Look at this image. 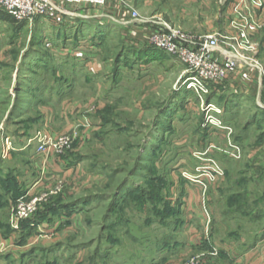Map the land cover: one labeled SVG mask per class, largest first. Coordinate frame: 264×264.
<instances>
[{
	"label": "rangeland",
	"instance_id": "obj_1",
	"mask_svg": "<svg viewBox=\"0 0 264 264\" xmlns=\"http://www.w3.org/2000/svg\"><path fill=\"white\" fill-rule=\"evenodd\" d=\"M234 2L171 0L170 24L190 35L206 32L212 21L223 28ZM1 14L0 168L37 157L40 137L56 139L73 128L74 154L64 149L55 156L75 167L76 178L68 182L70 196L52 203L72 205L89 225L84 235L73 230L60 240L61 249L83 250L77 264H149V255L165 264L157 250L179 234L177 212L185 220L186 206L200 209L211 241L225 249L216 247L215 257L210 248L199 254L208 264L239 255L254 235L264 236V98L197 97L183 85L184 66L142 42L137 46L114 23L78 32L66 23L16 22ZM76 50L90 67L63 56ZM108 222L118 225L108 234L122 238V246L104 241L106 229L101 238Z\"/></svg>",
	"mask_w": 264,
	"mask_h": 264
},
{
	"label": "crops",
	"instance_id": "obj_2",
	"mask_svg": "<svg viewBox=\"0 0 264 264\" xmlns=\"http://www.w3.org/2000/svg\"><path fill=\"white\" fill-rule=\"evenodd\" d=\"M169 2H171V0H117L115 4H111L112 2L109 1L105 7L96 10L95 14L90 15L83 11L81 15L76 16L71 19V21H67L66 25L68 28L72 27L73 30L78 28V32H81L82 28L92 29L96 28V26L102 28L108 23H114L115 26L117 25L119 27L120 30H118L122 34L129 35L136 41L134 44L137 45L138 42L144 40V27L150 26L153 20L155 21L158 17L163 16L162 18L165 19V21L171 23V18L175 16L167 7ZM132 10L139 13L144 19L141 17V20L132 18ZM171 14H173V17H171ZM166 15L170 18H165L164 16ZM261 19L264 20V10L261 13ZM227 20L228 16L226 17V24L223 25V28L221 27L222 29L218 21H212L211 26H207L206 32H197L196 29L195 33L197 36L215 32L223 33L227 25ZM253 39L258 44L259 51L257 58L264 72V30L257 33ZM82 52L81 50H76L63 56L70 58V60H77V63H81L84 68H88L91 66V63H89L90 59H81L83 58L82 56L85 55V53ZM58 55L60 56V54ZM74 66V68L77 67L76 64H74ZM74 68L71 69L74 70ZM64 69L70 71V67H65ZM69 71L67 72L69 73ZM213 92L217 94L228 93L237 98H254L260 101V103L264 96V90L258 92L257 83L252 77L236 80L226 87L216 88ZM80 126L83 131V129H85L83 124ZM72 129L73 128L67 129V131L64 132H70ZM75 146H79V143L75 144ZM70 147L71 146H69V148ZM69 148H67L65 152H73L77 147H74V150H69ZM64 153L53 152V154H49L48 157H34V155L31 156L30 154L27 156V160H21L13 166L16 170H11L6 167L4 170H1L0 168V264H77L83 261V258H81L83 256L85 257L83 250H77L75 253L72 246L63 247L61 249L62 245L60 241L73 233V230L75 231L74 233L78 235H84L89 225L86 223V220H84L82 212L78 210L72 212L68 208L63 211L61 208L50 206L53 205L52 202L54 200L58 198L66 200V198L70 196L68 182H73L76 178L74 172L75 167L63 164L62 161L55 156H60V154L64 156ZM69 154H74V152ZM9 160L10 159L7 158L5 163ZM59 167H63V171H60L59 175H56L55 172ZM42 175H46V180L51 182L52 185H56L57 182H60L62 184V191L60 194L62 195L49 198L48 200H50V202L46 204L49 208H46V210L40 212V214L34 215L33 217L31 216L28 220L20 223L18 231H12L10 220L13 208L18 202L25 201L34 195L36 188L33 187V185L39 181L38 179L42 177ZM6 180L8 181L6 182ZM70 184V187H72V183ZM183 211L187 214L185 220L181 210L177 212L178 219L175 231H179V234H177L179 236L175 233L172 234L168 237V241L165 242V244L163 243V246L157 250L158 252L165 253L161 258L164 263L166 262L165 264L186 263L190 257L199 254L202 255L203 251H208L212 246L217 247L220 251H225L220 245L216 244L217 242L211 241L210 234L212 230H209L208 223L203 221L204 215L199 208L194 209L186 206ZM45 215L46 217H43ZM182 215L183 218H181ZM115 226L116 231H118V225L115 223L108 222L105 227L102 226L101 238L103 236V230L106 229L104 241L107 244L115 242L117 246H122V238L120 242H118L119 239L117 237H112L108 234L109 228H114ZM258 235H254L251 245H249L246 250L240 251L239 255H234L233 252H231L228 256L226 255V258H221L220 261L216 259L217 262L212 260L210 264H264V236H262V234ZM143 245H145V243ZM224 253L226 254V252ZM149 257V264H154L152 262L156 258L150 255Z\"/></svg>",
	"mask_w": 264,
	"mask_h": 264
},
{
	"label": "built area",
	"instance_id": "obj_3",
	"mask_svg": "<svg viewBox=\"0 0 264 264\" xmlns=\"http://www.w3.org/2000/svg\"><path fill=\"white\" fill-rule=\"evenodd\" d=\"M110 0H0V11L7 13L16 22L32 23L42 19L55 25L81 15L91 8H102ZM229 13L228 27L223 33L190 35L174 28L169 22L159 21L145 26L142 44L155 48L176 59L182 66L183 85L197 97L209 95L218 87H226L236 80L254 78L258 92L264 90V72L257 58L258 44L253 37L264 30L261 13L264 0H235ZM131 17L137 19L132 10ZM67 51L64 55H68ZM217 111V110H216ZM215 111V112H216ZM219 113V112H217ZM208 122L214 118L209 115ZM215 124V123H214ZM221 126V125H219ZM219 129L227 130L226 127ZM73 141V132H63L56 139L40 137L36 154L48 157L51 153H61L69 148ZM238 151L237 146H232ZM218 174V171H214ZM33 187L40 189L32 197L18 202L12 210L11 229L16 232L19 224L32 216L41 203L61 193L62 184L52 185L46 179L37 181ZM218 249L211 247L210 256L215 257ZM184 264H208L207 257H193Z\"/></svg>",
	"mask_w": 264,
	"mask_h": 264
},
{
	"label": "trees",
	"instance_id": "obj_4",
	"mask_svg": "<svg viewBox=\"0 0 264 264\" xmlns=\"http://www.w3.org/2000/svg\"><path fill=\"white\" fill-rule=\"evenodd\" d=\"M2 12H0V19H3L2 17V14H1ZM6 15H8V14H6ZM9 16V15H8ZM10 17V16H9ZM262 98H264V96L262 97ZM8 180H6V182H7ZM51 206V205H50ZM52 206H54V203H53V205ZM72 205H60V206H58V205H55L54 207H58V208H61V209H63V211H65L64 209H69V210H71L72 211V207H71ZM73 209H74V207H73ZM38 212V211H37ZM38 213H40V212H38ZM34 215H36V213L35 214H33L32 215V217L34 216Z\"/></svg>",
	"mask_w": 264,
	"mask_h": 264
}]
</instances>
